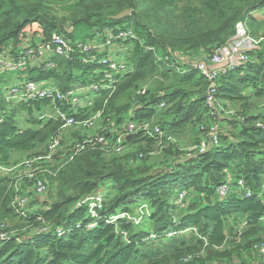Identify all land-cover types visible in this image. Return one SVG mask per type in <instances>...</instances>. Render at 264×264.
<instances>
[{"label": "trees", "instance_id": "1", "mask_svg": "<svg viewBox=\"0 0 264 264\" xmlns=\"http://www.w3.org/2000/svg\"><path fill=\"white\" fill-rule=\"evenodd\" d=\"M66 1L0 0V56L5 50L17 58L35 38L49 41L53 33L71 43L68 56H52V67L31 61L15 73L20 80L56 88L63 99L7 100L0 86V164H16V153L43 154L61 131L56 109L76 120L100 112L102 122L90 139L100 134L108 143L90 142L74 152L75 141L87 137L75 133L68 144L61 135L52 159L41 163L46 192L36 195L26 177L19 182V192L29 200L25 216L11 205L15 179L0 172V234L7 235L0 237V264H213L240 260L259 248L264 244V111L248 99L264 97V16L257 14L264 0H72L60 6ZM125 8L128 16L112 18ZM240 22L260 41L245 64L212 82L188 66L227 43ZM79 28L81 43L104 41L109 29L131 35L93 50L96 59L83 62L86 53L72 39ZM112 50L125 53L126 69L114 72L116 80L109 83L98 59ZM3 76L0 84L6 83ZM148 80L152 83L143 90ZM91 84L98 89L72 106L67 93ZM212 85L218 104H239L240 110L220 118L218 144L188 155L176 139L187 128L202 136L196 142L209 139L216 119L205 96ZM48 111L51 117L44 116ZM130 120L156 124L162 135L140 128L125 133ZM120 133L122 151L107 154ZM156 151L162 158L154 162ZM222 184L229 187L224 197L217 192ZM97 192L99 215L125 212L130 218H100L87 228L92 218L85 199ZM143 204L147 212L135 223L133 208ZM57 228L65 232L57 235Z\"/></svg>", "mask_w": 264, "mask_h": 264}, {"label": "built area", "instance_id": "2", "mask_svg": "<svg viewBox=\"0 0 264 264\" xmlns=\"http://www.w3.org/2000/svg\"><path fill=\"white\" fill-rule=\"evenodd\" d=\"M114 29H109L106 34L104 41L94 42H74L80 49L81 53H86V56L82 58L83 62L92 61L96 59V56L92 54L93 50H99V52L112 44L114 40L125 39L131 35L130 30H118L113 32ZM259 40L250 37L246 30V26L243 22L238 23L235 34L229 39L224 45L216 47L210 55L201 57L198 60L187 62L188 66H192L199 71V73L204 76L208 81L216 80L219 76L223 75L227 71L233 70L245 64L248 59V52L255 49L259 45ZM149 49H153L149 47ZM71 51V43L66 42L60 35L53 33L49 41L38 40L33 44L26 45L17 58H11L5 54L0 56V72H19L24 71L29 62H41L47 67H52V56L53 55H64L68 56ZM99 63L103 64L107 70L105 71L104 78L109 81V83H114L115 76L114 72L126 69L125 64L121 61H115L108 56H102L98 59ZM97 84H91L89 86L82 87L84 90H96L98 89ZM80 87L69 91L67 95L70 98V104L72 106L82 105L84 101L75 94V91ZM10 98L15 101H25L28 99H38V98H49L52 101L63 99L64 96L54 87L46 85L44 82H39L35 80H25L19 82L15 85H11L7 90ZM206 106L210 109V114L216 119L210 126L209 140L211 144H218L217 129L219 127L218 119L226 115H231L234 113L232 109L225 108L222 104H218L215 99V87L209 86L206 91L205 96ZM163 106V103H161ZM51 117V115H48ZM54 116L62 122L61 131L56 135L52 136L46 145V151L43 154L33 156L24 160L19 166H4L0 164V172L11 174L14 180V196L11 202L12 207L19 216H25L28 211V197L25 193L19 192V182L26 177L31 183L34 193L36 195H43L47 190L46 182L43 178L39 177V173L44 170L41 163L47 160H51L53 154L57 151L60 146V140L62 131L66 127L77 126L83 130H88L95 125L96 120L100 117V112H96L93 116L81 120H76L73 116L68 115L66 112L56 109ZM137 128L142 129L146 134L149 135H162V130L158 125H154L148 121L142 122L139 126L135 121H128L125 126V133H131ZM93 136V135H91ZM123 139L124 134L120 133L115 136V140L111 143V149L116 152H121L123 149ZM95 142L106 144L108 140L100 135L96 134L93 139L87 137L83 143L75 141L74 152L79 151L84 148V144ZM203 143V142H201ZM241 185V180L238 181ZM228 184H222L217 188V192L220 196L224 197L228 192ZM264 191V187H263ZM250 194V191H246V196ZM183 194L179 195V200H181ZM88 205L89 215L92 220L86 225L87 228H93L97 224V220L104 218L106 222H113L118 218L128 217L129 215L125 212L116 214L115 216H101L98 213V208L102 204V194L101 192L94 193L85 199ZM141 217V216H140ZM130 218V216L128 217ZM137 222V217H131ZM79 226V224H77ZM65 230L61 228L56 229V234L61 235ZM176 231L168 232V235L174 234ZM155 237L154 234L151 235ZM1 238H6L5 232H1ZM260 261L264 262V244L259 247ZM213 264H242L241 262H236L234 260H222L217 261Z\"/></svg>", "mask_w": 264, "mask_h": 264}, {"label": "rangeland", "instance_id": "3", "mask_svg": "<svg viewBox=\"0 0 264 264\" xmlns=\"http://www.w3.org/2000/svg\"><path fill=\"white\" fill-rule=\"evenodd\" d=\"M72 0H68L66 1V3L64 2H61L60 3V6H66L68 3H70ZM66 4V5H65ZM259 17H263L264 16V10L260 11L257 13ZM80 29L82 28H79L77 31H76V34L74 35V37L72 38L74 40V42H76L77 40L80 39ZM82 35V34H81ZM253 38V37H252ZM254 39V38H253ZM31 40V37H28V41ZM39 39L38 38H35V41H38ZM98 41H94V43H97ZM25 46V44H24ZM24 48V47H23ZM7 50V49H6ZM5 51V50H4ZM3 51V54L6 53V51L4 52ZM108 57L112 58L113 60L115 61H122L124 60L125 58V53L123 52H115V50H112L111 52H109V55H107ZM9 73V74H8ZM15 73L16 72H9V71H1L0 72V75L3 74L5 77L4 80H6L5 82L6 83H1L0 86L4 87V94H5V97L7 100H14L13 98L11 99L10 96L8 95L7 93V89L11 86V85H15L19 82H23L25 81L26 79H18V78H15ZM6 74V75H5ZM151 80H148L141 88H143V90H146L147 87H149L150 83L152 82H149ZM48 85V84H46ZM140 88V89H141ZM92 91L90 90H84L82 87H80L78 90L75 91V94L80 98L81 101H84V100H87L89 97H88V93L92 94L91 93ZM248 101L250 102V104L252 106H254L255 110L256 111H264V97H260V98H249ZM229 106V109H232L234 112L235 110H240V108L238 107V105H228ZM52 112L51 111H48L44 114V116L48 117V115H51ZM220 121V117L218 119V123ZM102 121L99 120H96L95 122V125L88 129V130H83L77 126H71V127H66L64 128V130L62 131V136L64 137H67V140L66 142L68 144H70L73 140V136L75 133H80L82 136H85V137H91V135L94 134V131L96 129V126L98 124H100ZM61 136V138H62ZM202 136H197L195 134H193L191 128H187L185 131H183L179 136L178 138L176 139L178 142H179V147H180V150L184 153H187L188 155L192 154L193 152H202L204 150H206L207 146L208 145H215V144H211L210 143V140L208 139H204V140H201L200 142H196L197 138H201ZM65 142V143H66ZM203 142V143H201ZM113 153H120V152H115L114 150H109V152H107V154H113ZM27 156V153H16L13 155V161H16V164L14 165H20L24 160L28 159L29 157H26ZM153 161H159L161 157V154L159 151H156L154 154H153ZM18 162V163H17ZM181 194V193H180ZM183 194V193H182ZM147 205L146 204H143L141 206H138L137 208H133L134 212L138 213L134 216H136L137 218V222L140 221L141 217L140 216H143L144 214H146L147 212ZM132 212V214L134 213ZM88 214H89V211H88ZM131 214V216H132ZM130 216V213L128 214ZM112 216H115V215H112ZM128 216V217H129ZM133 217V216H132ZM135 222V223H137ZM259 252V248L256 247V248H253L251 249L250 251L246 252V253H243L242 254V259L240 260H237V259H234V261L236 262H241L242 264H244L242 261L244 260L245 261V264H250L251 261H254L256 259V256H257V253Z\"/></svg>", "mask_w": 264, "mask_h": 264}, {"label": "water", "instance_id": "4", "mask_svg": "<svg viewBox=\"0 0 264 264\" xmlns=\"http://www.w3.org/2000/svg\"><path fill=\"white\" fill-rule=\"evenodd\" d=\"M130 14V9L129 8H125L122 11H120L119 13L115 14L112 16V18L114 19H121L125 16H128ZM69 32L72 31V28L68 29ZM255 264H264V262L260 261V256L258 257V262H256Z\"/></svg>", "mask_w": 264, "mask_h": 264}, {"label": "crops", "instance_id": "5", "mask_svg": "<svg viewBox=\"0 0 264 264\" xmlns=\"http://www.w3.org/2000/svg\"><path fill=\"white\" fill-rule=\"evenodd\" d=\"M260 256V253H257L256 259L254 261H251L250 264H255L256 262H258V257Z\"/></svg>", "mask_w": 264, "mask_h": 264}]
</instances>
